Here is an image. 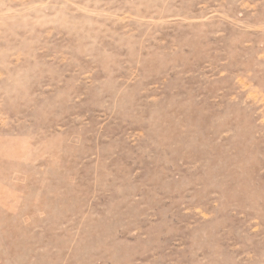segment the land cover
I'll return each mask as SVG.
<instances>
[{
    "label": "rangeland",
    "instance_id": "1",
    "mask_svg": "<svg viewBox=\"0 0 264 264\" xmlns=\"http://www.w3.org/2000/svg\"><path fill=\"white\" fill-rule=\"evenodd\" d=\"M0 264H264V0H0Z\"/></svg>",
    "mask_w": 264,
    "mask_h": 264
}]
</instances>
